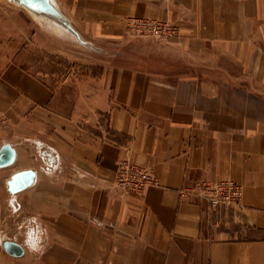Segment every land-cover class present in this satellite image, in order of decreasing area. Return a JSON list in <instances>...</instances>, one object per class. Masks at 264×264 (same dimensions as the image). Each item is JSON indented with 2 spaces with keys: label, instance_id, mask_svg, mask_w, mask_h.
I'll use <instances>...</instances> for the list:
<instances>
[{
  "label": "crops",
  "instance_id": "0c3cea01",
  "mask_svg": "<svg viewBox=\"0 0 264 264\" xmlns=\"http://www.w3.org/2000/svg\"><path fill=\"white\" fill-rule=\"evenodd\" d=\"M54 2L105 61L55 87L20 59L64 57V32L0 0V148L15 151L0 166V264H264V0ZM131 18L168 21L177 34L132 39ZM128 160L157 186L117 189ZM221 179L242 188L231 210L184 193ZM15 217L24 252L14 257L2 232ZM30 217L48 229L39 252L25 242Z\"/></svg>",
  "mask_w": 264,
  "mask_h": 264
},
{
  "label": "rangeland",
  "instance_id": "374dc122",
  "mask_svg": "<svg viewBox=\"0 0 264 264\" xmlns=\"http://www.w3.org/2000/svg\"><path fill=\"white\" fill-rule=\"evenodd\" d=\"M131 20H144V21H149V20L143 19V18H137V19L131 18L127 20L126 36L132 39L148 38L152 40L154 39L155 41H158V42H167L168 39L173 38V35L169 36V32L166 30L164 31L160 30L159 33H154L153 31L140 33L141 32L140 29L133 30L134 28L131 27V25H129ZM152 20L156 22H160V23L168 22V21L162 22L156 19H152ZM47 22L49 21L47 20ZM49 23H53V22L51 21ZM74 39L75 38H72L71 35H67L66 32L62 33V37L60 41L63 43V45L66 48L64 53L62 54L64 55V57L63 56L60 57L58 56V54L56 55L54 53H52L48 57L47 55L42 54L41 52L29 51V52L23 53V55L21 56L20 62L24 64L25 66H27L29 69H32L33 71H49V73H51V76L52 75L54 76L52 85H54L55 87L62 86V89L65 88L63 86L64 85L63 81L67 78L70 79L68 81V84L73 85L76 82V79L80 78L81 75H83L84 73H91L95 75L99 73L101 70V64H104V61H105L104 53H96V52L94 53L90 51L89 49L84 48L85 46L78 44V42ZM56 40L58 41L57 37H56ZM73 58H74V61H73ZM90 63L91 65H95V66L94 67H92L91 65L89 66ZM92 63H95V64H92ZM66 89L67 90L65 91L66 92L68 91V95L73 96L74 94L73 90L70 89L69 87H67ZM70 103L71 102H68L67 104L70 105ZM15 214L16 213L12 215L11 221L13 222H14ZM15 220L16 221L14 223V228L12 230H9L6 236H5V232H2L3 249L5 247V244L10 243L13 245L18 244L23 250V247L20 244L21 239H22V236H21L22 228L19 222V218L15 217Z\"/></svg>",
  "mask_w": 264,
  "mask_h": 264
},
{
  "label": "built area",
  "instance_id": "2783aa9c",
  "mask_svg": "<svg viewBox=\"0 0 264 264\" xmlns=\"http://www.w3.org/2000/svg\"><path fill=\"white\" fill-rule=\"evenodd\" d=\"M129 25L134 28L133 30L140 29V33L152 31L159 33L160 30H166L169 32V36H174L177 32L175 25L170 22L131 20ZM116 175V187L125 194H129V192L139 194L146 187L157 186V179L151 171L132 163L130 160L123 161L118 166ZM184 193L196 196L200 200L204 199L213 211L231 210L241 201L242 188L232 179H221L215 182L202 181L192 189L187 188Z\"/></svg>",
  "mask_w": 264,
  "mask_h": 264
},
{
  "label": "water",
  "instance_id": "95a60500",
  "mask_svg": "<svg viewBox=\"0 0 264 264\" xmlns=\"http://www.w3.org/2000/svg\"><path fill=\"white\" fill-rule=\"evenodd\" d=\"M14 4L18 6H23L27 9L31 14L35 17L45 18L46 20H52L54 23L62 27L64 30L69 32L78 44H81L86 47H93L90 43L83 39L81 34L78 33L70 23L69 19L64 16L61 11L57 8L55 3L52 0H11ZM0 166H9L12 164V161L15 158V151L10 148V146L5 145L0 149ZM34 175L33 171L27 170V172H21L16 174L11 179L12 181L9 182V191L10 193L17 192L22 187L27 185V182L20 184L21 180H27V178H31ZM5 251H7L12 256H20L23 254L22 248L18 244H5L4 247Z\"/></svg>",
  "mask_w": 264,
  "mask_h": 264
},
{
  "label": "clouds",
  "instance_id": "9594fccd",
  "mask_svg": "<svg viewBox=\"0 0 264 264\" xmlns=\"http://www.w3.org/2000/svg\"><path fill=\"white\" fill-rule=\"evenodd\" d=\"M94 225L100 227L102 224L97 219L93 218L90 221ZM25 242L33 252L42 251L48 235V229L44 226L43 221L39 217H30L26 220ZM33 224H38V227H32Z\"/></svg>",
  "mask_w": 264,
  "mask_h": 264
},
{
  "label": "bare ground",
  "instance_id": "6f19581e",
  "mask_svg": "<svg viewBox=\"0 0 264 264\" xmlns=\"http://www.w3.org/2000/svg\"><path fill=\"white\" fill-rule=\"evenodd\" d=\"M52 2L53 3H55L54 2V0H52ZM55 5H56V3H55ZM45 19V18H44ZM46 20V19H45ZM49 21V20H48ZM52 20H50L49 22H51ZM53 22V21H52ZM54 23V22H53ZM55 26H57V27H60L59 25H57L56 23H55ZM61 28V31H63L64 33L66 32V33H68L69 35H71L69 32H67V31H65L62 27H60ZM60 28H58V29H60ZM63 29V30H62ZM52 32V31H51ZM72 36V35H71ZM72 38H74L73 36H72ZM75 40V39H74Z\"/></svg>",
  "mask_w": 264,
  "mask_h": 264
}]
</instances>
